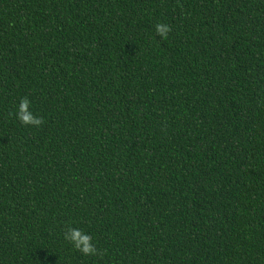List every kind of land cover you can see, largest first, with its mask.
I'll return each mask as SVG.
<instances>
[{
  "label": "trees",
  "instance_id": "1",
  "mask_svg": "<svg viewBox=\"0 0 264 264\" xmlns=\"http://www.w3.org/2000/svg\"><path fill=\"white\" fill-rule=\"evenodd\" d=\"M0 264H264V0H0Z\"/></svg>",
  "mask_w": 264,
  "mask_h": 264
},
{
  "label": "clouds",
  "instance_id": "2",
  "mask_svg": "<svg viewBox=\"0 0 264 264\" xmlns=\"http://www.w3.org/2000/svg\"><path fill=\"white\" fill-rule=\"evenodd\" d=\"M156 31L163 36L167 33L168 28L166 25L158 24L156 26ZM28 105L29 101L27 99L21 100L18 110L16 112L17 119L23 125L39 126L42 123V120L34 116L31 111H29ZM65 238L72 242L74 247L78 248L86 254L95 252V249L92 247V245L87 243L89 237L81 234L78 229H70L69 232L65 234ZM81 241L85 242L83 246H81Z\"/></svg>",
  "mask_w": 264,
  "mask_h": 264
}]
</instances>
